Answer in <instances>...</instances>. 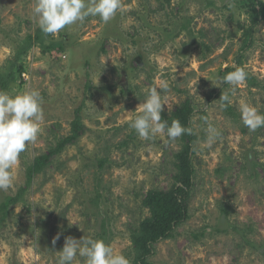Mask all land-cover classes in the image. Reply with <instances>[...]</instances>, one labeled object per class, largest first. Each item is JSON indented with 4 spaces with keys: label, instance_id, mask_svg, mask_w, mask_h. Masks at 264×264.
I'll use <instances>...</instances> for the list:
<instances>
[{
    "label": "rangeland",
    "instance_id": "374dc122",
    "mask_svg": "<svg viewBox=\"0 0 264 264\" xmlns=\"http://www.w3.org/2000/svg\"><path fill=\"white\" fill-rule=\"evenodd\" d=\"M123 4L107 24L90 16L56 36L42 32L14 67L5 91L38 89L44 123L12 170L14 186L0 190V264H57L66 237L103 240L133 264L130 236L149 217L147 196L183 184L177 156L186 146L194 170L189 219L156 245L151 263L264 264V127L249 131L240 111L247 102L264 113V22L251 44L242 28L250 26L251 0ZM33 7L34 0H0V73L41 31ZM236 67L248 79L232 91L223 77ZM164 83L161 115L189 100L193 141L166 131L143 140L130 127L148 90ZM222 93L231 98L224 108ZM77 110L84 136L13 203L34 160L71 133ZM210 127L220 135L209 145Z\"/></svg>",
    "mask_w": 264,
    "mask_h": 264
},
{
    "label": "clouds",
    "instance_id": "9594fccd",
    "mask_svg": "<svg viewBox=\"0 0 264 264\" xmlns=\"http://www.w3.org/2000/svg\"><path fill=\"white\" fill-rule=\"evenodd\" d=\"M124 8L123 0H34L33 14L43 33L56 36L66 26L83 23L88 17H99L107 24ZM248 72L244 67H236L234 71L223 77V83L231 86L232 91L246 84ZM164 83L161 90L156 87L148 90L145 101L139 105L140 114L131 121L130 127L143 140L155 138L165 133L175 140L186 133L179 120L171 125L162 120L161 113L165 106V98L161 91H166ZM221 107L231 104L228 94L222 93ZM43 98L38 89L25 90L9 94L0 90V190H9L14 186L13 168L18 165L19 157L29 143L37 140L44 123ZM241 119L249 131L255 132L264 127V113L247 102L241 104ZM208 138L210 145L220 133L210 127ZM59 234L53 238V246ZM57 264H73L77 256L85 258L86 264H130L123 254L114 252L113 248L103 240L83 237L75 239L66 237L63 249L58 252Z\"/></svg>",
    "mask_w": 264,
    "mask_h": 264
},
{
    "label": "trees",
    "instance_id": "16d2710c",
    "mask_svg": "<svg viewBox=\"0 0 264 264\" xmlns=\"http://www.w3.org/2000/svg\"><path fill=\"white\" fill-rule=\"evenodd\" d=\"M250 26L242 27L244 36L252 44V39L258 26L264 22V2L261 0H251L248 6ZM42 31L33 39L31 36L24 44L19 46L17 55L11 64V67L5 73H0V90H7L15 82L14 67L21 61L34 46L35 42L42 36ZM249 47V46H248ZM241 63V60H237ZM22 66L19 71H22ZM194 114V109L189 100L182 107L177 109L170 116L162 114V120H166L171 125L173 120H179L185 128L189 127V120ZM87 128L80 117V110L76 111V118L72 122L71 133L63 138L56 147H53L45 155L36 158L33 164L27 170V183L21 188L18 196L14 198L13 203H17L27 191L36 175L41 174L46 168L52 165L53 160L58 157L66 148L75 146L84 136ZM185 139L194 140L193 134L187 133ZM181 165L179 170V181L183 182L181 186H176L172 192H151L145 201L149 210V217L141 221L138 228L131 232V243L134 251L133 264H152L151 259L156 255V245L162 241L173 239L175 231L184 225L189 219V201L194 190V170L189 159V146H186L178 156Z\"/></svg>",
    "mask_w": 264,
    "mask_h": 264
}]
</instances>
